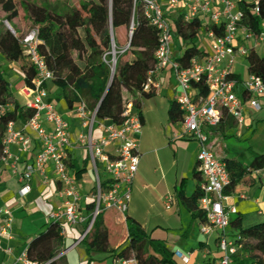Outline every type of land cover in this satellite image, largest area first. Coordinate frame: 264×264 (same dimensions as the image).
<instances>
[{"label":"built area","instance_id":"2783aa9c","mask_svg":"<svg viewBox=\"0 0 264 264\" xmlns=\"http://www.w3.org/2000/svg\"><path fill=\"white\" fill-rule=\"evenodd\" d=\"M247 1L249 13L240 6V0H167V6L158 0H134L135 5L137 2L142 3L145 17L159 33V46L155 52L157 63L149 71L145 88L152 86L157 89L153 83V75L157 70L173 71L181 88L176 97L184 113L181 136L194 138L199 143L198 167L204 180L200 186L198 206L206 216V221L201 223V230L206 234L218 230L221 252L218 264H235L237 258L248 255L241 242L242 236L229 231L231 218L238 211L235 205L227 203L228 195L224 192L231 181V174L227 162L215 154L207 132L221 123L225 112L238 124H243L246 102L256 112L263 108L261 97H264V78L256 73H249L248 78L239 80L233 71L238 59L245 58L251 51L261 53L264 49V0ZM172 12L184 14L186 20L200 17L203 22L209 51L195 56L188 66L182 65L173 56ZM5 22L10 24L8 20ZM133 30L134 22L130 29L131 35ZM14 33L17 34L15 30ZM20 43L36 69L33 85L24 88L28 96L27 106L35 110L25 127L33 131L42 142L40 152L32 161L25 163L19 174L20 194L26 196L31 192L36 172L47 178V167L52 165L61 184L58 194L64 200L49 216L61 222L63 235L67 234V225H82V233L75 241L80 243L91 231L98 214L109 209L118 213L127 226L133 184L141 160L137 137L143 130V119L134 108V103L124 105V119L120 123L109 118H99L98 108L90 109L83 99L77 103L76 114L81 119L82 127L77 142L87 150L88 163L96 177V193L93 195L96 206L91 215H86L82 205L83 194L67 163L68 151L73 146L71 124L57 110L53 101L49 100V90L45 86L53 79L54 74L39 49V29L35 27L26 35L20 36ZM112 54L111 65L115 69V49ZM203 85L208 89L205 96L200 94L198 88ZM41 120L48 123L50 128ZM31 139L28 131L16 130L11 121L0 161H8L12 156L11 144L20 143L23 149L28 150ZM19 160L20 157L16 156L12 162L14 171L17 170ZM101 167L104 169L103 177ZM166 198L170 205L173 197L168 195ZM2 212L5 217L0 221V248L2 239L12 236L14 221L10 209ZM7 251L11 252V249L8 248ZM67 251L68 249L64 250L60 255ZM176 255L183 263H190L191 254L177 250ZM2 264L39 263L32 260L25 249L13 262ZM113 264L141 263L135 256H116Z\"/></svg>","mask_w":264,"mask_h":264},{"label":"trees","instance_id":"16d2710c","mask_svg":"<svg viewBox=\"0 0 264 264\" xmlns=\"http://www.w3.org/2000/svg\"><path fill=\"white\" fill-rule=\"evenodd\" d=\"M23 2L32 22L39 29V49L54 74L50 82L61 89L60 96L70 107L83 99L90 109L98 108L99 118H109L120 123L124 119L123 83L139 91L142 98H150L156 94L154 87L146 89L145 86L149 71L157 63L155 52L159 46V33L145 17L142 3L137 2L135 5L134 0H85L77 7L59 11L54 6L32 0ZM240 6L249 13L247 0H240ZM0 10L5 13L4 18L0 19V52L9 62H22L23 81L25 85L32 86L36 69L20 43V36L4 24L5 20L13 23L19 16L15 0H0ZM170 17L173 33L185 46L183 54L177 60L188 66L195 56L204 54L199 47L202 19L197 17L186 20L182 13H171ZM133 22V34H129L128 38L126 33L130 32ZM114 49L117 57L115 69L111 65V53ZM245 58L249 73H256L264 78V56L251 51ZM234 76L239 80L243 79L235 72ZM45 86L48 87V83ZM198 88L201 95H207L206 86ZM141 107L142 102L137 99L134 108L143 119ZM34 114L35 110L16 96L11 81L0 66V158L9 123L13 121L24 125ZM168 117L174 124L182 123L184 119V113L175 99L170 102ZM252 152V160L248 166L236 159H225L231 174V181L224 190L226 194L232 193L248 173L264 168V152L253 149ZM67 163L74 169L76 178H80L86 170L88 158L84 161V168L80 167L77 160H69ZM95 193L96 187L93 186L90 201L84 205L86 215H91L95 209ZM200 193L198 187L191 196L187 197L182 190L178 195L192 209L194 218L204 222L205 213L198 206ZM260 213L264 215V211ZM244 219L245 217L236 216L230 222V227L238 230L235 234L242 236L241 242L248 254L241 260L237 258L235 264H264V220L244 226ZM61 230V222L51 219L45 230L29 242V257L39 264H69L66 255H60L64 246ZM126 230L125 242L113 247L106 211H101L91 231L80 243L85 245L90 255L93 252H111L119 257L135 256L141 264H177L174 252L164 241L152 238L138 220L128 216ZM81 233L82 228L78 237Z\"/></svg>","mask_w":264,"mask_h":264},{"label":"crops","instance_id":"0c3cea01","mask_svg":"<svg viewBox=\"0 0 264 264\" xmlns=\"http://www.w3.org/2000/svg\"><path fill=\"white\" fill-rule=\"evenodd\" d=\"M158 1L167 6V0ZM17 18L13 22H16ZM203 30L205 29L202 28L201 30L200 38L202 41L199 47L200 50L207 53L209 45L205 37H202ZM184 48L183 41L174 34L173 56L176 60L183 54ZM260 54L264 56L262 53ZM0 66L4 67L6 76L11 81L15 94L19 90L18 93L20 94H16V96L21 102L27 103L28 96L24 91L27 85L23 81L22 62H9L0 52ZM153 83L157 86L156 94L153 97L146 98L145 101H141L143 130L141 135L137 137L141 160L133 184L128 216L138 220L152 238L164 241L168 248L174 252L177 264H185L176 255L177 250L191 254L189 264H218V259L221 256L218 246V230H214L210 234L202 232V222L194 218L192 209L178 195L179 191L182 190L187 197L191 196L204 180L198 167V141L194 138L181 136L183 132L182 124L180 123L181 129H179L176 127V124L179 123H171L168 117L170 102L171 100H176L181 91L178 79L172 70L159 69L153 75ZM47 88L49 90V100L53 101L57 110L71 124L73 146L68 151L67 162L69 160H77L80 167L84 168V161L88 158V152L77 142L78 133L82 130L81 119L76 114L77 103L75 106L70 107L67 101L60 96L61 89L52 82H48ZM122 98L123 105H127L128 103H134L142 97L139 91L123 83ZM256 113L248 102L245 104V122L243 124H238L232 116L225 113L221 125L207 131L213 150L221 138L231 136H236L240 139L246 138L245 131H248L252 127L253 119L251 117ZM152 114L161 115V121L153 120L150 117ZM41 121L50 128L48 123L44 120ZM14 127L16 130L28 131L32 139L28 150L23 149L20 143L11 144L10 150L12 156L8 161L0 162V221L5 217L2 212L4 209H10L14 216L11 230L12 236L2 239L0 264L13 262L17 255L27 249L29 242L41 231L45 230L47 223L52 219L49 213L53 209H57L64 200L58 194L61 184L52 165L47 167V178L40 172H36L32 180L31 192L26 196L20 194L21 182L19 174L22 172L25 163L32 161L40 152L42 142L33 131L25 127V124L14 123ZM162 140L163 142L160 147L153 149L141 148L148 141L161 142ZM158 150H164V153L160 155L158 154ZM153 153L156 155V161L155 163H150V155ZM16 156L20 157V160L17 170L14 171L12 162ZM219 158L223 160L226 158L239 160L233 156ZM250 162L242 163L248 166ZM69 169L71 174L76 178L74 169L70 167ZM95 178V173L89 163L82 176L76 178L83 194V210L85 203L90 201L91 189L95 184ZM254 188L264 189V168L248 173L237 184L236 189L232 193L227 194V203L237 206L238 209L233 217H249V214L239 211V205L237 201H234V197L247 199L249 198V191ZM168 195L173 197L170 205L167 204L166 197ZM260 212L262 211L260 210L259 214H261ZM113 218L123 225L122 229L126 228L120 215L115 211ZM106 221L110 230V238L112 234L115 236L116 243L111 245L113 247L122 245L125 241L117 242V238L122 231L121 227L116 226L114 222L109 223L107 214ZM66 227L67 234L64 235L63 251L68 249L65 255L69 264H107L106 260L108 259L113 264L116 256L112 255L111 252H93L90 255L87 253L85 245L75 242L82 225H67ZM229 231L231 234H235L238 230L229 227ZM72 239L75 240L72 241ZM8 248L11 249V252L7 251Z\"/></svg>","mask_w":264,"mask_h":264},{"label":"rangeland","instance_id":"374dc122","mask_svg":"<svg viewBox=\"0 0 264 264\" xmlns=\"http://www.w3.org/2000/svg\"><path fill=\"white\" fill-rule=\"evenodd\" d=\"M32 1L37 2L39 4H44V5L46 4V5L54 6L59 11H66L73 7L79 6L80 3L85 0H32ZM15 2L18 7L19 16L15 20L16 22L10 23V25L13 27V29L16 28L15 30H17L16 33L18 36H24L27 33H29L32 29H34L35 25L29 16L28 10L23 0H15ZM4 16H5L4 12L0 10V19L4 18ZM5 21H4V24L8 28ZM129 34L130 32L128 31L126 33V37L129 38ZM202 37H206L205 30L202 31ZM201 41L202 39L200 38V42ZM260 52L264 55V49H262ZM111 57L113 58L112 53H111ZM233 69L235 72L239 73L242 76V78L244 79L248 78L249 71H248V62L246 58L238 59L235 65L233 66ZM2 70L5 71L3 67H2ZM18 92L19 90L16 91V94H20ZM140 100L145 101L146 98H141ZM261 100H262L263 108L261 111L257 112L254 116L251 117L253 119V125L251 128H249L248 131H245L246 138L240 139L236 136L221 138L220 142L216 145L214 149L215 154L218 157L233 156V157H237L243 163H248L252 159V155H253L252 149L259 151V152H263L264 150V147H263L264 146V97H261ZM150 117L155 121H161L162 119L161 115L159 114L157 115L152 114ZM176 125H177L176 126L177 128L181 129L180 123ZM162 142L163 140L161 142L148 141L146 142V144L144 143V145L141 148L153 149L156 147H160L162 145ZM163 153H164V150H160L158 154L162 155ZM144 154L146 155V153ZM170 154L172 155L171 152ZM150 159H151L150 163H155L156 161L155 153L150 155ZM100 170H101L102 177H103L104 176L103 167H101ZM234 199H235L234 201H237L239 205V211L242 213L249 214L248 215L249 217L244 219V226H249L255 223H259L264 220V215L259 214L260 210L264 211V189L263 188H254L251 191H249V198L247 199H239L237 196H235ZM129 208H130V204H129ZM106 214L108 216L109 223L114 222L116 226H119L122 229L123 225L113 218L114 211L112 209L107 210ZM232 229H235V228L232 227ZM126 238H127V230L126 228H123L119 237L117 238V242L125 241ZM74 240L75 239H72V241ZM110 241H111V244L116 243L114 234L111 235ZM106 263L111 264V260L110 259L106 260Z\"/></svg>","mask_w":264,"mask_h":264},{"label":"water","instance_id":"95a60500","mask_svg":"<svg viewBox=\"0 0 264 264\" xmlns=\"http://www.w3.org/2000/svg\"><path fill=\"white\" fill-rule=\"evenodd\" d=\"M6 25L8 26V28H9L11 31L14 32V29H13V27H12L10 24H6Z\"/></svg>","mask_w":264,"mask_h":264}]
</instances>
